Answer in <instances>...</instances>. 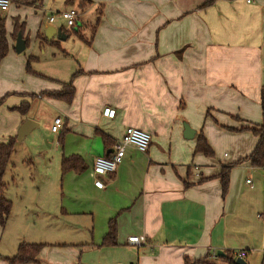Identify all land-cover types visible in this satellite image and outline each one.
<instances>
[{"label": "crops", "instance_id": "0c3cea01", "mask_svg": "<svg viewBox=\"0 0 264 264\" xmlns=\"http://www.w3.org/2000/svg\"><path fill=\"white\" fill-rule=\"evenodd\" d=\"M63 1L56 11L45 0H10L0 9L8 45L0 60L6 83L0 98L7 97L0 142L16 136L25 119L37 126L16 145L28 135L33 140L43 121L50 141L35 151L37 163L52 167L51 174H37L35 186L43 191L32 195L31 211L43 217L34 238L2 250L0 264L20 242L43 244L39 264H184L186 256L220 260L226 250L236 257L244 251L246 264L252 252L261 253L263 262L264 167L245 157L257 142L249 128L264 121V0H215L205 8H199L205 0H90L82 10ZM70 7L78 11L72 29L56 24L63 20L58 15L47 21ZM88 14L91 22L83 19ZM15 20L24 25L27 45L37 40L28 55L14 49ZM50 26H62L65 39L46 38ZM29 56L37 58L32 73ZM70 79V102L45 94ZM22 102L29 105L25 115L11 110ZM104 107L115 110L112 118L101 115ZM56 116L62 123L53 133ZM184 123L192 138L184 137ZM126 127L148 132L149 146L145 152L127 146L97 188L93 160L110 155ZM199 134L212 151L217 140L231 139L229 152L217 158L195 152ZM69 155H78L83 168L62 173L61 158ZM227 165L222 195L217 175ZM4 175L3 195L14 208ZM112 218L115 244L100 245ZM132 235L145 241L130 244Z\"/></svg>", "mask_w": 264, "mask_h": 264}, {"label": "rangeland", "instance_id": "374dc122", "mask_svg": "<svg viewBox=\"0 0 264 264\" xmlns=\"http://www.w3.org/2000/svg\"><path fill=\"white\" fill-rule=\"evenodd\" d=\"M72 4L75 7H79L80 10L88 6V3L81 0H74ZM45 5L47 9L49 8L51 9V11H56L64 7V1L45 0ZM27 12H29V15L31 17H34L32 16V10H27ZM48 14L49 12L46 11L44 15L40 14V16L45 19ZM55 15H58V13L55 12ZM83 19L90 21L92 20V16L90 14L84 15ZM56 24H62L63 26H65L64 20L56 22ZM32 26L29 25V28L31 29L30 38H32L33 36ZM32 40L30 39V42L28 43L26 48L18 55H28V53H31L33 49H36L37 40ZM5 84L6 83L0 81V91L4 88ZM6 99L7 97L5 96L0 106H3L5 104L4 102ZM44 119L46 120V118ZM2 120H5V118L3 114L0 113V123ZM7 121L8 119L5 121V123ZM44 125L45 124L42 121V124L38 126L37 129H35V139L32 140L28 135V138H25V140H23L20 144L16 145L15 153L12 154L10 162L8 163L6 170L4 171V178L8 180V185L5 191H7V196L12 199L15 207H12L13 209H11L10 217L8 218L3 230L1 231L0 252L7 248H12L11 250H14L13 246L18 242V240L29 242V239L34 238L36 225L41 222L39 220L42 214L38 215L37 213L32 212L31 208L32 195H34L35 192L41 193V191H43L42 188H37L35 186V184L37 183V174L39 173V170L41 173L47 175L52 173V167L50 165L46 166V171L43 167H41L40 162L37 163L39 161L37 158L39 157V155H37V152L39 150L35 152L37 149L45 150L49 147L50 136H47L44 130ZM231 143L232 140L227 137H223L222 139L217 140L215 142L216 148L214 149L212 147L214 151L213 157L217 158L222 155L223 152H229ZM28 158H30L31 160L29 164H27ZM29 173L33 175V179H31L32 177L29 176ZM10 175H12L13 181H11ZM251 258L252 259L249 260V264H264V260L262 262L261 259V253L252 252ZM198 260L205 264H218L220 262L219 259H216L214 257H199Z\"/></svg>", "mask_w": 264, "mask_h": 264}, {"label": "trees", "instance_id": "16d2710c", "mask_svg": "<svg viewBox=\"0 0 264 264\" xmlns=\"http://www.w3.org/2000/svg\"><path fill=\"white\" fill-rule=\"evenodd\" d=\"M74 0H66V3L72 4ZM85 1L86 3L90 4V0H81ZM215 0H205L199 8H205L211 5ZM24 30L23 24H18L17 20L14 23V32L17 33L20 31L21 33ZM76 31V30H74ZM36 37L42 39V34L37 32ZM27 45V40L25 41ZM54 42V41H52ZM57 43V42H55ZM8 45L5 35V27L4 21L0 18V60L7 54ZM37 58L34 56L27 57L26 61V71L31 72L30 64L31 62L35 61ZM78 73V71L74 72L71 78ZM62 88L58 91H50L45 92V94L62 99L65 102H70L72 95H73V85L71 83V79L68 82L61 83ZM4 97L0 98V104L3 102ZM29 109V105L25 102L20 103L17 106L11 108V110L18 112L20 115H25ZM264 112V107L262 108ZM250 131L257 137V142L253 151L245 157L246 160L253 166L257 167H264V121L262 123L257 124L254 127L249 128ZM103 142L106 146L111 145V141L108 136L105 134L102 135ZM15 145H16V136L8 137L6 141L0 142V227L5 225V222L11 212L12 203L9 199L5 198L3 195V190L5 187V183L3 181V174L4 171L10 161L12 154L15 152ZM194 151L197 153H201L205 156H213V151L208 145L206 139L202 134H199L196 139ZM107 156H109L107 154ZM78 165V166H77ZM230 166H222L220 172L218 173L217 177L220 180V186L222 195L227 190L228 183H229V171ZM82 166V159L78 155H69V156H62L60 161V170L62 173H65L68 170H81ZM115 236H116V226L114 218L110 219L108 222V230L104 237L102 238L100 245H114L115 244ZM43 247L42 243H28V242H20L16 248L15 253L5 260L7 264H39L40 259L38 257L39 251ZM204 258L208 257V254L203 256ZM236 255L234 252L226 250L222 256H220V262L218 264H236L235 263ZM264 259V254H263ZM77 264H80L79 262ZM184 264H205L200 262V260L195 259L193 261L189 260L186 256L184 257Z\"/></svg>", "mask_w": 264, "mask_h": 264}, {"label": "built area", "instance_id": "2783aa9c", "mask_svg": "<svg viewBox=\"0 0 264 264\" xmlns=\"http://www.w3.org/2000/svg\"><path fill=\"white\" fill-rule=\"evenodd\" d=\"M250 0H247L249 2ZM10 0H0V9L5 10L9 7ZM56 15H50L47 17L48 22H53ZM58 16L61 17L68 29H72L75 26L78 11L76 8H67L63 11L58 12ZM63 28V27H62ZM115 110L110 107H104L101 115L105 118H112ZM62 123V117H54L50 130L53 133L58 132L59 127ZM151 136L148 132L135 128L126 127L120 140L115 144L113 152L107 155H100L95 157L92 165V173L94 175V186L97 188H103L105 186L101 177H105L111 173H114L117 165L120 163L124 156L125 148L127 146H133L138 151L145 152L149 146ZM250 182V180H246ZM145 241L143 235H132L127 238V242L130 244L139 245ZM244 251L239 253V257H243Z\"/></svg>", "mask_w": 264, "mask_h": 264}, {"label": "water", "instance_id": "95a60500", "mask_svg": "<svg viewBox=\"0 0 264 264\" xmlns=\"http://www.w3.org/2000/svg\"><path fill=\"white\" fill-rule=\"evenodd\" d=\"M44 35L48 39L55 35L58 40H64L66 37V34L62 26H57V27L50 26L47 29H45ZM14 49L17 53H20L25 49V40L22 38V34L20 31L17 32L14 43ZM35 126H37V124L33 122L31 119H25L23 123H21V125L19 126L16 132V141H21ZM183 128H184V137L187 139L192 138L194 135V130L191 129L186 123L183 124ZM235 263L246 264L244 258L239 256L235 258Z\"/></svg>", "mask_w": 264, "mask_h": 264}]
</instances>
